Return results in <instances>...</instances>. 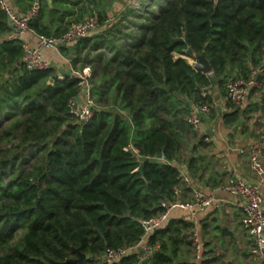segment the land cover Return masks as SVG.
Here are the masks:
<instances>
[{"label":"trees","instance_id":"1","mask_svg":"<svg viewBox=\"0 0 264 264\" xmlns=\"http://www.w3.org/2000/svg\"><path fill=\"white\" fill-rule=\"evenodd\" d=\"M106 1L40 0L29 23L50 37L96 17L97 28L75 42L72 59L91 70L85 81L95 107L84 123L67 108L83 78L27 69L0 7V264H77L75 248L94 259L136 243L141 221L174 200L181 165L194 177L195 160L182 150L197 137L186 121L191 105L213 100L202 91L215 79L222 87L247 78L257 65L264 83L263 3L172 0L158 11L148 0L144 14L129 8L111 22L98 9ZM201 52L214 79L185 58ZM238 112L234 106L226 121L236 122ZM14 227L22 229L16 241ZM190 227L184 219L164 221L147 237L158 249L139 264H173ZM114 264L138 263L129 254Z\"/></svg>","mask_w":264,"mask_h":264},{"label":"crops","instance_id":"2","mask_svg":"<svg viewBox=\"0 0 264 264\" xmlns=\"http://www.w3.org/2000/svg\"><path fill=\"white\" fill-rule=\"evenodd\" d=\"M131 1L133 0H108L98 9L105 12L108 18H112L111 22H115L123 17L129 8H135L130 4ZM144 1L146 5L148 0ZM6 2L16 13L23 14L29 9L32 0ZM48 3L51 5V0H48ZM140 3L141 0L138 4ZM127 19L134 20V17L128 16ZM125 23L129 24L128 21ZM52 29H55V25ZM18 39L20 43L29 45L36 42V37L29 32L21 33ZM74 44L57 51L44 49L42 52L58 77L63 78L67 74L77 75L76 73H80L84 68L91 72L89 64L82 66L80 62L72 63L75 55ZM218 82L219 79H215L208 91H202L211 94L216 102L214 111L205 115L201 123L203 133L208 139H202L201 144H197L199 141L197 134V137H190L184 146L182 156L188 160L192 158L195 160V174L194 177L188 176L186 164L181 165L182 174L188 176L189 184H182L179 194H175L174 200L168 203L171 209L166 220V222L169 219L189 221L190 209H184L179 204L193 201L194 191L211 197V204L197 211V223L193 226L194 232L204 243L203 254L201 259L196 260L193 248L185 242L179 245L173 264H264L263 258L251 257L250 237L240 224L242 217L240 198L219 188L220 183L229 178H241L251 184L257 183L255 176L248 169L247 156L240 148L248 146L260 135H264V83L260 89H250L244 105L235 106L240 107L237 121L230 123L226 121L225 116L234 110V106L227 101L225 83L221 87ZM79 97L83 99L84 95L81 94ZM257 184L264 203V180Z\"/></svg>","mask_w":264,"mask_h":264},{"label":"built area","instance_id":"3","mask_svg":"<svg viewBox=\"0 0 264 264\" xmlns=\"http://www.w3.org/2000/svg\"><path fill=\"white\" fill-rule=\"evenodd\" d=\"M40 0H32L29 9L23 13H16L6 2L0 0V7L7 16V22L12 28L9 38H18L23 32H29L36 37L34 45L21 43L23 54L21 62L27 69H47L52 67L50 61L43 57L44 49L59 50L61 47H68L75 43L81 37L87 36L91 31L97 28L98 22L96 17L90 16L82 21L72 22L68 28L57 36H44L36 32L30 27L29 23L34 19L40 9ZM190 65L195 69L196 65H200L194 57H185ZM71 61V59H69ZM82 74L78 75L83 78L81 84L85 83L83 88V99L78 96L71 97L67 102L68 112L79 123L88 121L93 115L95 101L89 93V86L85 78L90 75L89 71L84 68ZM263 73L261 65L252 68L247 78H230L225 83V92L227 101L232 106L244 105L247 101L250 89H260L262 83L258 80V76ZM59 78H62L59 76ZM204 94V92H202ZM80 94V95H81ZM214 99L206 103H194L191 105L186 121L191 125L203 140L208 138L203 133L201 123L205 115L209 114L212 108H215ZM241 152L246 154L249 171L255 176L257 183L264 180V135H260L254 142L246 147L240 148ZM251 184L241 178H229L220 183L219 188L240 198L242 207L241 227L248 233L251 243V257L253 259H264V203L260 193L258 184ZM182 184H189L187 175L182 174L180 181L173 187L174 194H179ZM194 200L188 203L179 204L184 209H190L189 222L191 227L187 232L192 236V245L194 250V258L201 259L203 254V241L194 232L197 223V211L203 210L212 202L209 196L201 195L199 192H193ZM169 205V204H168ZM170 206V207H169ZM166 210L152 217L143 219L142 225L144 229L143 236L136 243L127 247L117 249L109 248L101 255L94 258L99 263L114 264L118 263L123 257L129 254H135L137 263L150 261L153 253L158 249V244H152L147 237L155 229L160 227L169 217L171 205Z\"/></svg>","mask_w":264,"mask_h":264},{"label":"rangeland","instance_id":"4","mask_svg":"<svg viewBox=\"0 0 264 264\" xmlns=\"http://www.w3.org/2000/svg\"><path fill=\"white\" fill-rule=\"evenodd\" d=\"M156 1L157 5L158 6H155V10H162L167 4H169L172 0H154ZM139 0H133L130 2V4L132 6H134L135 8H137V13L138 14H144V7H145V1L144 0H141V5L138 4ZM148 4V2L146 3V5ZM144 6V7H143ZM153 7V6H152ZM115 13V12H114ZM112 19V18H111ZM78 75V73H76ZM79 74H82L81 72ZM85 85V83L82 84V87ZM7 123V121L5 120V124ZM26 156H29V154L27 153ZM30 160L28 161V163H24L23 164V172L27 171L30 167ZM21 228H15L14 227V230H12V235H13V241H16L17 238L19 237L20 233H21ZM14 231V232H13ZM12 241V242H13ZM186 241L189 243L188 246H190L191 248H193V245H192V236L189 234H187V237H186ZM87 259L83 261V264H99V262L96 261V259H93L89 256H87Z\"/></svg>","mask_w":264,"mask_h":264},{"label":"water","instance_id":"5","mask_svg":"<svg viewBox=\"0 0 264 264\" xmlns=\"http://www.w3.org/2000/svg\"><path fill=\"white\" fill-rule=\"evenodd\" d=\"M257 1L264 4V0H257ZM251 48L252 47H250V49ZM193 56L200 63V65H196L195 66V69L198 70V71H201L203 73H206V74H211L210 75L211 78L214 79L215 77L212 74V67H211L208 59L205 57L204 52H201L200 54H194ZM8 74H11V70L10 69L8 70ZM50 81H52V79ZM236 109L238 110V109H240V107H236ZM142 160H148V158H143ZM150 160L159 161V159H154V158H152ZM141 169H142V166H139V170H141ZM75 252L77 253V257L74 259V261L77 264H83V261L87 259L86 254L81 252V251H79L77 248H75ZM69 260H71V259H69Z\"/></svg>","mask_w":264,"mask_h":264}]
</instances>
